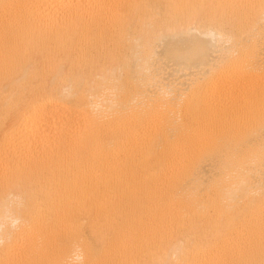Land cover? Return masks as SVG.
Segmentation results:
<instances>
[{
  "label": "bare ground",
  "instance_id": "bare-ground-1",
  "mask_svg": "<svg viewBox=\"0 0 264 264\" xmlns=\"http://www.w3.org/2000/svg\"><path fill=\"white\" fill-rule=\"evenodd\" d=\"M0 264H264V0H0Z\"/></svg>",
  "mask_w": 264,
  "mask_h": 264
}]
</instances>
